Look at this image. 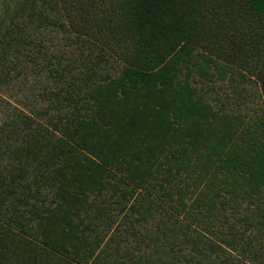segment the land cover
<instances>
[{
  "label": "trees",
  "instance_id": "trees-1",
  "mask_svg": "<svg viewBox=\"0 0 264 264\" xmlns=\"http://www.w3.org/2000/svg\"><path fill=\"white\" fill-rule=\"evenodd\" d=\"M263 255L264 0H0V264Z\"/></svg>",
  "mask_w": 264,
  "mask_h": 264
},
{
  "label": "rangeland",
  "instance_id": "rangeland-1",
  "mask_svg": "<svg viewBox=\"0 0 264 264\" xmlns=\"http://www.w3.org/2000/svg\"><path fill=\"white\" fill-rule=\"evenodd\" d=\"M202 27H203V29H202V31H203V33H209L210 32V34L211 35H215V34H217L218 32L220 33V34H222V36L223 35H225V34H229V33H231V32H233L234 33V30H233V28H232V26L231 25H225V24H223V25H219L218 27H216L215 25H208L207 23L205 24V25H201ZM208 29V30H207ZM224 37V36H223ZM57 38V40L56 41H58L59 43H61V39H63V35H59V36H57L56 37ZM222 45L225 47V49H227L229 46L227 45V43L225 42V41H223L222 42ZM201 50H203V48H200V51ZM107 67H105V69H106ZM108 69V68H107ZM105 73V72H104ZM31 80L32 79H30L29 80V82L28 83H32L31 82ZM38 83H46V82H44L43 80H42V77H41V79L39 78L38 79ZM215 83H233L229 78H227L225 81H216ZM13 95H15L14 97H13ZM3 100H5L10 106H12V107H14V108H19V109H22V110H24L23 108H21L20 107V102L21 101H23L24 99L23 98H25V95L23 94V93H19V94H6V95H3ZM214 242L216 243V244H219V243H217V240H214ZM221 247L223 248V249H225L230 255H232L233 257H235V259H238V258H240L241 256H240V254H238V253H236V252H233V251H231V250H229L228 248H227V246H224V245H221ZM245 264H253V263H251L250 261H247V260H245V259H241ZM262 263H264V255L263 256H261L260 257V259H259Z\"/></svg>",
  "mask_w": 264,
  "mask_h": 264
}]
</instances>
